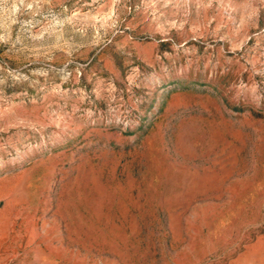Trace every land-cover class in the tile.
<instances>
[{"label": "rangeland", "instance_id": "1", "mask_svg": "<svg viewBox=\"0 0 264 264\" xmlns=\"http://www.w3.org/2000/svg\"><path fill=\"white\" fill-rule=\"evenodd\" d=\"M0 264H264V0H0Z\"/></svg>", "mask_w": 264, "mask_h": 264}]
</instances>
